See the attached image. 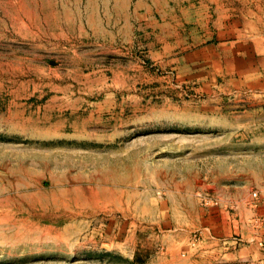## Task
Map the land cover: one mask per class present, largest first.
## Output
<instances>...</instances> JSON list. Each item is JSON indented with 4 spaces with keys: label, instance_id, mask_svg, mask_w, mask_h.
<instances>
[{
    "label": "rangeland",
    "instance_id": "rangeland-1",
    "mask_svg": "<svg viewBox=\"0 0 264 264\" xmlns=\"http://www.w3.org/2000/svg\"><path fill=\"white\" fill-rule=\"evenodd\" d=\"M0 264H264V0H0Z\"/></svg>",
    "mask_w": 264,
    "mask_h": 264
},
{
    "label": "built area",
    "instance_id": "built-area-1",
    "mask_svg": "<svg viewBox=\"0 0 264 264\" xmlns=\"http://www.w3.org/2000/svg\"><path fill=\"white\" fill-rule=\"evenodd\" d=\"M254 195H256V192H254Z\"/></svg>",
    "mask_w": 264,
    "mask_h": 264
}]
</instances>
